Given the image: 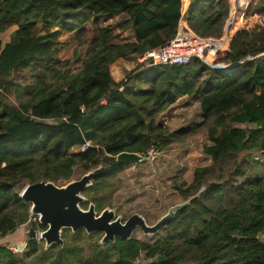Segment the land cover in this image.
Listing matches in <instances>:
<instances>
[{"label": "trees", "instance_id": "1", "mask_svg": "<svg viewBox=\"0 0 264 264\" xmlns=\"http://www.w3.org/2000/svg\"><path fill=\"white\" fill-rule=\"evenodd\" d=\"M245 2L244 27L215 57L216 63L236 64L231 71L216 72L198 58L153 65L157 70L142 88L128 86L141 64L126 82H116L110 66L172 39L180 0H0V33L17 27L6 44L0 39V239L30 222L20 185H63L101 166L82 205L93 203L100 211L112 205L118 189L112 180L129 165L116 162L119 153L148 156L199 130L210 143L202 150L209 163L194 168L188 179L171 181L182 201L203 190L163 227L161 239L125 244L117 238L101 251L97 232L64 229L62 246L45 249L28 238L14 253L0 243V264H135L141 253L146 264H264V0ZM229 12V0H190L186 21L198 36L218 39ZM123 14L118 28L132 30L133 41L114 43V30L100 28L78 72L58 67L70 63L57 58L61 32L82 40L84 24ZM23 70L31 83L14 78ZM13 92L17 105L4 100ZM183 96L198 99L201 123L169 131L157 117ZM86 141L87 149L74 152ZM158 256L165 260L157 263Z\"/></svg>", "mask_w": 264, "mask_h": 264}, {"label": "rangeland", "instance_id": "2", "mask_svg": "<svg viewBox=\"0 0 264 264\" xmlns=\"http://www.w3.org/2000/svg\"><path fill=\"white\" fill-rule=\"evenodd\" d=\"M229 1V14L231 18L229 16L227 19L222 33L223 36L226 27L229 29L230 33L227 34L228 38L226 37L228 45L234 32L244 27L242 15L246 6V0H244L245 4L243 2V6L237 5V0ZM125 18L126 15L124 14L115 17H101L96 23L91 22L84 24L86 34L82 40H77L73 32H61L59 35L61 46L57 53V58L61 61L69 60L70 63L65 66L59 65L58 67L64 72L68 71L70 74L78 72L86 58V50L89 46V42L98 37L100 28H112L114 30V36L111 40L114 43L133 41L132 30L123 31L118 28L119 22L123 21ZM43 27L44 26H42V28ZM42 28L41 30H43ZM1 36L4 38L3 34ZM79 42H81V44ZM139 55L140 54L125 59H118L123 62L122 64L112 63L110 66L111 75L115 74L117 67L122 76L120 81L126 82L134 68H136L138 64H141L136 61ZM213 64L223 65L225 71L235 66L234 64L215 62ZM141 66H143V68L138 71L139 73L135 75V78L132 79L128 86L132 83H136L144 88L147 80L152 78L157 70L151 65L141 64ZM14 78L23 85L33 81L28 70H23L14 74ZM15 96L16 94L14 92L9 93L5 95L4 100L8 104L17 105ZM20 98L26 99L27 95L22 94ZM157 120L166 126L169 131L197 128L202 120L198 99L191 96L179 98L168 109L160 113ZM242 126L245 125L243 124ZM209 144L206 133L203 130H199L181 141L170 144L160 152L150 151L148 159L143 162L129 164L122 171L118 172L112 180L118 189L112 197V205L108 207L114 210L116 217L119 216L121 221H125L132 214L137 213L143 216L149 225L154 224L170 207L184 201H182L171 188V181L176 178L188 179L194 168L209 163L210 160L202 153L204 146ZM259 159L261 158L259 157ZM81 176L76 173L72 180L79 179ZM60 183L64 185V182ZM25 185H20L18 187L19 193ZM36 220L37 218L32 217L30 222L24 224L20 228L18 227L12 235L0 239V243L9 248L18 244H24L28 239V230L31 226V222H35ZM33 226L34 225H32V227ZM34 227L37 239L41 230L37 226ZM66 233L69 234V232H64V235H66ZM165 234L166 230L164 228L153 235H145L137 228L132 237L142 242L153 243L161 239ZM97 236L100 237L101 234L97 232ZM68 240H71V237ZM105 245L106 244L100 245L99 250H104L106 248ZM107 249H109V247H107ZM137 260L139 264H146L148 261L143 253L138 256Z\"/></svg>", "mask_w": 264, "mask_h": 264}, {"label": "water", "instance_id": "3", "mask_svg": "<svg viewBox=\"0 0 264 264\" xmlns=\"http://www.w3.org/2000/svg\"><path fill=\"white\" fill-rule=\"evenodd\" d=\"M249 59L251 58L242 62ZM227 71L229 69L221 70V72ZM147 159V155L132 152H121L115 157L119 164H137ZM100 170L101 166L64 185H57L51 181H39L26 184L22 189L20 197L30 204V215L36 216L37 222L46 226V229L39 233V239L44 242L45 249L52 244L63 245L62 231L64 229H70L72 232L83 229L87 234L102 232L100 244L114 242L115 236L129 239L135 228H139L145 235L156 234L203 190L201 188L196 195L170 207L154 224H147L144 217L137 213L132 214L122 223L121 218L115 217L114 210L109 207H105L98 213L93 203H88L86 208L82 206L87 202L83 192L91 185L94 175ZM36 236L35 229L30 226L28 238L36 239ZM164 260L165 257H157V263Z\"/></svg>", "mask_w": 264, "mask_h": 264}, {"label": "built area", "instance_id": "4", "mask_svg": "<svg viewBox=\"0 0 264 264\" xmlns=\"http://www.w3.org/2000/svg\"><path fill=\"white\" fill-rule=\"evenodd\" d=\"M181 2V18L178 23L176 34L164 45L156 48L147 50L145 53L140 54L137 57V62L147 65H182L187 64L193 58L200 59L209 68L216 72L225 70L224 66L219 64H213L215 57L218 52L228 49L227 35H223L218 39L214 38H203L193 32L187 24L186 15L190 5V0H180ZM228 45V46H227ZM211 58V60H209ZM216 63V62H215ZM236 65V64H234ZM233 68L229 69L231 71ZM228 72V71H227ZM226 73V72H221ZM83 109V107H81ZM90 145L89 141L84 142L79 148H75L74 152L84 151ZM260 154L264 155V152ZM260 156H256L258 160ZM32 218V215H31ZM29 219V221L31 220ZM36 218V217H34ZM39 239V234L38 238ZM26 243L21 245L12 246L10 249L14 252H21L25 248ZM135 264H139L138 260Z\"/></svg>", "mask_w": 264, "mask_h": 264}, {"label": "crops", "instance_id": "5", "mask_svg": "<svg viewBox=\"0 0 264 264\" xmlns=\"http://www.w3.org/2000/svg\"><path fill=\"white\" fill-rule=\"evenodd\" d=\"M16 28H17L16 26H12V27L8 28L6 31L0 33V39H1L3 45L6 44V43L9 41V39H10V35L12 34V32H13ZM41 28H42V27H41ZM42 29L44 30V29H46V27H45V28L43 27ZM2 34L4 35V38H2V36H1ZM136 61H137V59H136ZM115 63H117V64H122L123 62H122L121 60H117V61H115ZM112 77H113V79H114L116 82H119L120 79L122 78V76H121V72L117 69V67H116L115 74H112ZM184 97H187V96H183V97H181V98H184ZM208 159H209V158H208ZM209 160H210V159H209ZM22 226H23V225L19 226V228L22 227Z\"/></svg>", "mask_w": 264, "mask_h": 264}, {"label": "flooded vegetation", "instance_id": "6", "mask_svg": "<svg viewBox=\"0 0 264 264\" xmlns=\"http://www.w3.org/2000/svg\"><path fill=\"white\" fill-rule=\"evenodd\" d=\"M106 207H108V206H106ZM98 213L101 211H98V210H96ZM115 217H116V215H115ZM145 219V218H144ZM126 221V220H125ZM125 221H121L122 223H124ZM146 221V220H145ZM37 220L34 222V225L35 226H37L38 227V225H37ZM147 223V222H146ZM148 224V223H147ZM33 224H31V226H32ZM46 227V226H45ZM46 229V228H45ZM137 228H135L134 229V231L136 230ZM139 229V228H138ZM42 231V230H41ZM134 231H133V233H134ZM63 232V231H62ZM100 234H101V236H100V238L102 237V232H99ZM133 233L131 234V236H130V238L129 239H126V238H122V237H119V236H115V240H114V242H112V243H115L116 242V240H117V238H120L121 240H125L123 243H125V244H127V243H129V242H126V241H131V240H137V241H140V240H138V239H135V238H133L132 237V235H133ZM40 241H42V240H40ZM43 242V241H42ZM122 242V241H121ZM140 242H142V241H140ZM44 243V242H43ZM111 243V242H110ZM132 251V250H131Z\"/></svg>", "mask_w": 264, "mask_h": 264}]
</instances>
